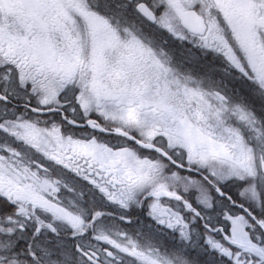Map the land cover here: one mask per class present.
Here are the masks:
<instances>
[{
	"label": "snow or ice",
	"instance_id": "obj_1",
	"mask_svg": "<svg viewBox=\"0 0 264 264\" xmlns=\"http://www.w3.org/2000/svg\"><path fill=\"white\" fill-rule=\"evenodd\" d=\"M0 264H264V0H0Z\"/></svg>",
	"mask_w": 264,
	"mask_h": 264
}]
</instances>
